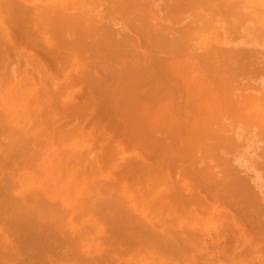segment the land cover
Here are the masks:
<instances>
[{
	"label": "bare ground",
	"instance_id": "1",
	"mask_svg": "<svg viewBox=\"0 0 264 264\" xmlns=\"http://www.w3.org/2000/svg\"><path fill=\"white\" fill-rule=\"evenodd\" d=\"M11 263L264 264V0H0Z\"/></svg>",
	"mask_w": 264,
	"mask_h": 264
},
{
	"label": "rangeland",
	"instance_id": "2",
	"mask_svg": "<svg viewBox=\"0 0 264 264\" xmlns=\"http://www.w3.org/2000/svg\"><path fill=\"white\" fill-rule=\"evenodd\" d=\"M253 71H254V70H253ZM239 73H242V72H238V74H239ZM244 73H245V72H244ZM256 74H258V73H256ZM256 74H255V75H256ZM240 75H241V74H239V76H236L237 79H238V77H239L240 82H241L243 79H244V80H243L244 83H245L246 79H247L246 82H248V78H249L250 76H251V79L249 78V80H252V81H253V79H252V78H253V76H252L253 74H249V73H247V76L249 75L248 77L246 76V73H245V74H242L241 76H240ZM257 76H258V75H257ZM242 77H243V78H242ZM240 78H242V79H240ZM243 81H242V83H243ZM252 81H251V82H252ZM249 83H250V81H249L247 84H249ZM245 84H246V83H245ZM69 113H70V115H69ZM69 113L66 114L65 116H67V115H68V116H71V115H72L70 111H69ZM74 113H75V112H74ZM74 115H76V114H74ZM74 115H73V116H74ZM77 115H78V114H77ZM61 116H64V115L62 114ZM65 116H64V117H65ZM99 116H100V115H99ZM101 116H103V115H101ZM71 117H72V116H71ZM81 117H83V116H81ZM87 117H88V115H87ZM87 117L85 116L86 119L84 118V121H86V122H85L86 124H87V120H90V119H91V118L89 119V118H87ZM89 117H91V116L89 115ZM66 118H67V117L64 118L65 121H66V120H69L68 118H67V119H66ZM69 118H70V117H69ZM75 118H76V117H75ZM75 118H73V119H75ZM99 118H100V117H98V118H96V119L98 120ZM103 118H104V119H103ZM103 118H102V119L105 121V120H106L105 118H108V117L103 116ZM70 119H71V118H70ZM77 119H78V118H77ZM108 119L111 120V122H106V121H105V122L108 123V125H110V124L112 125V124L114 123V125H113V127H114V126H115V123H116L117 121L114 120V119H112V116H111V119H110V116H109ZM62 120H63V118H62ZM62 120H61V121H62ZM79 120H80V119H79ZM113 120L116 121V122H114ZM107 121H108V120H107ZM112 121H113V123H112ZM75 122H76V120H75ZM80 122H81V121H80ZM105 122H104V123H105ZM118 122H119V121H118ZM85 123H84V124H85ZM88 123H89V121H88ZM97 123H98V122H97ZM102 123H103V122H102ZM109 123H110V124H109ZM75 124H76V123H75ZM89 124H90V123H89ZM89 124H87V126H88ZM118 124H119V123H118ZM77 125H78V123H77ZM90 125H91V124H90ZM102 125H103V124H100V123H99L98 126H101V128H102V127H103ZM116 125H117V124H116ZM73 127H74V126H73ZM104 127H105V126H104ZM109 127H110V126H109ZM88 128H89V127H88ZM97 128H98V127H97ZM101 128H99V130H101ZM89 129H90V130H93V128H92V129L89 128ZM104 129L106 130V129H108V127H105V128H103L102 130H104ZM113 129H114V128H113ZM99 130H98V131H99ZM109 130H112V126H111V129L109 128ZM95 131H96V130H95ZM96 132H97V131H96ZM96 132H95L94 135H96V134L99 133V132H98V133H96ZM111 132H112V131H111ZM111 132H110V133H111ZM115 132H116V131H115ZM93 133H94V130H93ZM110 133H109V134H110ZM110 135H112V134H110ZM123 135H124V134H123ZM123 135H122V136H123ZM126 137H127V136H126V134H125V137H124L123 139H126ZM127 138H129V137H127ZM119 139H120V138H119ZM121 139H122V138H121ZM123 139H122V141H123ZM129 140H130V139H129ZM124 141H125V140H124ZM125 142H127V139H126ZM129 142H131V141H129ZM133 142H134V143H133ZM133 142H132L131 144L134 145L136 141H133ZM136 143H137V142H136ZM123 144H124V143H123ZM127 144H129V143L127 142ZM131 144H130V146H131ZM135 145H136V144H135ZM128 146H129V145H127L126 147L128 148ZM130 146H129V147H130ZM132 147H133V146H132ZM126 151H127V150H126ZM127 152H128V151H127ZM127 152H126V153H127ZM129 153H131V151H130ZM59 170H60V169H59ZM61 170H62V169H61ZM59 173H60V172H59ZM58 176H59V178H61L60 175H58ZM59 178H58V179H59ZM136 178H137V177H136ZM56 180H57V179H56ZM56 180H55V181H56ZM65 180H66V179H65ZM138 180H139V179H137L136 181H138ZM56 182H57V181H56ZM56 182H55V183H56ZM57 183H58V182H57ZM56 185H57V184H56ZM64 185H65V184L63 183V185H61V186H64ZM59 186H60V185H59ZM61 186H60V187H61ZM58 188H59V187H58ZM52 242H53V241H52ZM58 247H59V246H57L56 248H58ZM56 248H55V249H56ZM60 248H61V246L59 247V249H57V251L61 252V251H60ZM55 254H56V253H55ZM119 260H121V259H119ZM122 260L125 261V259H122ZM122 260H121L120 262H122ZM11 264H14V263H11Z\"/></svg>",
	"mask_w": 264,
	"mask_h": 264
}]
</instances>
